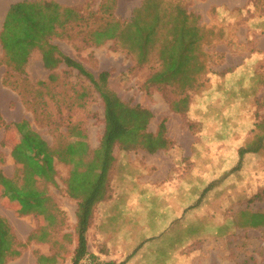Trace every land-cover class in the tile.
<instances>
[{"label":"rangeland","instance_id":"obj_1","mask_svg":"<svg viewBox=\"0 0 264 264\" xmlns=\"http://www.w3.org/2000/svg\"><path fill=\"white\" fill-rule=\"evenodd\" d=\"M17 1L23 0H0V29L7 7ZM47 1L86 14L98 11L102 0ZM142 1L117 0L115 17L128 22ZM162 1L164 7L185 8L204 34L200 50L207 67L185 94L176 84H146L151 73L161 70L159 43L168 37V24L160 29L143 66L119 43L85 45L84 31L78 29H71L68 39L51 41L93 76L108 73V87L122 102L148 109L152 118L147 132L155 134L165 120L166 137L172 142L170 149L153 155L139 147H114L96 193L100 199L106 192L111 200L106 231L115 237L122 233L135 244L160 238L142 243L139 251H153L162 261L169 253L176 264H264V229L238 226L242 213H264V65L254 66L257 76L243 93L239 82L244 81L241 89H246V80L241 76L222 83L229 93H221L224 88L218 83L256 45L264 49V0ZM256 21L251 29L249 24ZM52 74L55 80L49 82L36 51L24 74H16L6 66L0 48V217L21 245L19 257L6 264H70L80 204L68 194L72 172L98 174L103 168L99 96L73 70L59 66ZM184 95L188 111L173 112L171 104ZM259 137L262 149L239 161L236 151L254 146ZM58 149H66L60 160L50 153ZM12 188L40 194L34 196L38 204L22 212L20 202L11 199ZM128 215L138 220L129 227L131 234L124 230Z\"/></svg>","mask_w":264,"mask_h":264},{"label":"trees","instance_id":"obj_2","mask_svg":"<svg viewBox=\"0 0 264 264\" xmlns=\"http://www.w3.org/2000/svg\"><path fill=\"white\" fill-rule=\"evenodd\" d=\"M163 4L162 0H143L141 5L132 11L128 22H121L115 17L117 0H102L98 11L86 14H82L75 7H63L47 0L18 2L10 5L6 12L0 31V48L5 64L12 72L24 74L29 57L36 51L41 56L43 68L48 72L49 82L55 80L53 71L63 66L84 77L102 103L104 128L99 142V150L104 155L102 171L98 174L94 171L89 174L83 172L78 174L80 172L76 173L75 169L68 184V194L80 199L76 247L70 264H82L85 259H90V264L126 263V260L119 263L100 261L86 249V231L92 207L99 198V194L96 193L104 178V166H107V159L115 146H119L122 151L139 147L147 154L153 155L170 149L172 142L166 137L165 120L160 122L155 134L147 132L152 118L148 109L122 102L108 87V73L101 72L96 77L93 76L80 63L63 55L51 41L68 39L69 31L78 29V32L84 31L82 41L85 45L99 48L106 42L119 43L129 55H132L137 65L143 66L149 62L160 29L168 24V37L159 43L158 60L161 70L151 73L146 84L148 86L176 84L182 94H185L197 85L207 67L204 64L205 52L200 50L204 34L196 24V17L185 8L177 4L164 7ZM256 23L258 22L249 24V27L252 29ZM226 72H224L226 78L218 81L220 86L230 81H226L227 78L238 75L246 80V89H241L244 87V81L239 82V90H242V93L250 88L252 76H257L251 62ZM227 91L231 90L224 88L221 93H229ZM40 97L42 100V96ZM188 103V96L184 95L178 102L171 104V109L175 113H186ZM257 140L254 146H246L237 151L239 161L244 156L257 154L262 149V138L259 137ZM65 152L66 149L50 151L58 160L63 158ZM27 159L30 160V157ZM12 191L11 199L20 202L22 212L34 209L39 202L33 191L14 188ZM203 193H206V190ZM241 218L243 222L238 225L241 228L264 229V213H242ZM32 238L33 236H29L28 240ZM141 245L137 246L128 258L135 254ZM20 246L8 223L0 217V264H6L9 260L19 257Z\"/></svg>","mask_w":264,"mask_h":264},{"label":"crops","instance_id":"obj_3","mask_svg":"<svg viewBox=\"0 0 264 264\" xmlns=\"http://www.w3.org/2000/svg\"><path fill=\"white\" fill-rule=\"evenodd\" d=\"M18 2H22V1H17L12 4H15ZM9 6L7 7L3 15L1 29H2V24H3L4 18H5V15H6V12ZM258 46L256 45L253 48V53L244 57L242 64L237 65L236 68H241L242 66L246 65L249 62L253 63L255 67L256 65H259V64L264 65V49ZM237 151H236V157H237ZM135 189L137 191H147L148 190V188H144V187H138ZM132 200L134 199H131L130 201ZM78 201L80 200L78 199ZM110 201L111 200L108 197V194L104 192L103 197H101L100 199L98 198L92 207V215H91V219H90L87 231H86V249L88 253L96 257H99L104 262L119 263V262L126 260L125 264H176L175 262L176 257L175 256L172 257L171 254L169 253L166 254L167 258H165L164 261H162L163 260L162 256L154 258L153 251L146 252V253H144L143 251V253L141 254L142 250L140 251L138 250L135 254H133L131 257L128 258V256H130L133 253L134 249L140 244L142 243L144 244L147 242L146 243L147 245L151 240L159 241L160 238H147L135 244L133 238H130V239L123 238L122 233H119L118 235H116V237L110 235L106 231L107 220H108L109 211H110V205H109ZM129 205H130V208L133 206L131 203ZM134 207H136V205ZM131 210L136 211L135 208H131ZM134 215H128L130 217V220H127L124 223L126 225L125 226L126 229H124V226H121L124 230L128 232V234L129 233L131 234V230H129L130 229L129 227H132V222L136 223V221H138ZM129 240H132L131 243L129 242ZM71 247H72V252H73L76 247V238ZM143 258L144 259L147 258V261H144V260L142 261L141 259ZM184 258L186 257L182 258L179 256L177 259H184ZM186 264H189V262Z\"/></svg>","mask_w":264,"mask_h":264},{"label":"built area","instance_id":"obj_4","mask_svg":"<svg viewBox=\"0 0 264 264\" xmlns=\"http://www.w3.org/2000/svg\"><path fill=\"white\" fill-rule=\"evenodd\" d=\"M83 263L84 264H90L91 263V260L90 259H85V260H83Z\"/></svg>","mask_w":264,"mask_h":264}]
</instances>
